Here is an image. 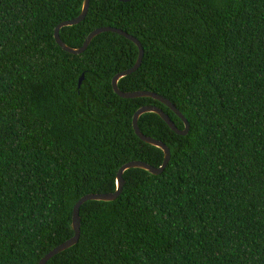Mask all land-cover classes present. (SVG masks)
Masks as SVG:
<instances>
[{"label":"trees","instance_id":"16d2710c","mask_svg":"<svg viewBox=\"0 0 264 264\" xmlns=\"http://www.w3.org/2000/svg\"><path fill=\"white\" fill-rule=\"evenodd\" d=\"M83 1L0 0V264H37L72 237L75 203L114 192L123 164L163 163L134 131L138 108L184 128L160 101L114 92L138 57L131 40L103 32L81 54L57 44ZM104 26L144 50L119 89L167 98L189 131L142 114L169 163L130 168L117 199L83 203L78 242L46 264H264V0H90L59 35L78 48Z\"/></svg>","mask_w":264,"mask_h":264},{"label":"water","instance_id":"95a60500","mask_svg":"<svg viewBox=\"0 0 264 264\" xmlns=\"http://www.w3.org/2000/svg\"><path fill=\"white\" fill-rule=\"evenodd\" d=\"M119 1L128 2L130 0H119ZM89 2H90V0H84L83 1L81 12L77 17H75L74 19L63 21L55 27L54 38H55V41L57 42V44L64 51H66L68 53L81 54L87 49V47L89 46L92 39L95 36H97L98 34L103 33V32L117 33V34L122 35L123 37L131 40L138 47V57H137L135 64L131 68L123 70V71L114 75V77L112 78V81H111L114 92L117 95H119L120 97L127 98V99L140 98V97H150V98H153L155 100L160 101L161 103L166 105L169 109H171L183 121L184 128L179 129L175 125V123L170 119L168 114H166L161 108H159L155 105H144V106H141L140 108H138L133 115L134 131H135L136 135L143 142L148 143L150 145H153L155 147H158L163 151V153H164L163 163L159 167H154L150 164H147L145 162L138 161V160L129 161V162L123 164L117 172L116 190L114 192L91 193V194H86V195L82 196L75 203V205L73 207V211H72L71 228H72L74 234L72 235V237H70L66 241L60 243L59 245L54 247L52 250H50L48 253H46L39 260V262L37 264H46L52 257H54L55 255H57L60 252L65 251L66 249L71 248L72 246H74L78 242L79 237H80V221H81V218H80L79 211H80L81 205L83 203H85L86 201H89V200L109 202V201H113V200L117 199L118 196L121 194L122 187L124 185L123 174L126 170H128L130 168H140V169L148 171L149 173H151L153 175H159L163 172V170L165 169V167L169 163V160L171 157L170 150L163 142L156 140L152 137L146 136L140 131L139 126H138V119L142 114L148 113V112H153V113L158 114L168 124V126L178 135H186L189 131V123H188L187 119L175 107V105L173 103H171L167 98H165V97H163L157 93L151 92V91L142 90V91L123 92L119 89V87H118L119 79L135 72L139 68V66L141 65L143 55H144V50H143V46L141 45V43L139 42V40L137 38H135L134 36L128 34L127 32H125L119 28H115V27H111V26H104V27H100V28H97V29H94L93 31H91L87 35L83 44L78 48H72L62 41V39L60 38V35H59L60 29L62 27H65V26H72V25H76V24L80 23L87 14ZM83 78H84V75L82 74L79 81H78V87L81 86Z\"/></svg>","mask_w":264,"mask_h":264}]
</instances>
